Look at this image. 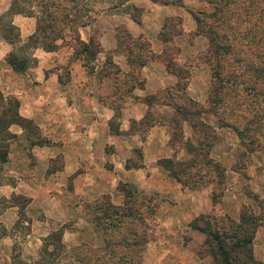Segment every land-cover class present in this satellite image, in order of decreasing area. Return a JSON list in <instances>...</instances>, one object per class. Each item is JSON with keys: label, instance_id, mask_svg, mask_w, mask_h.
Wrapping results in <instances>:
<instances>
[{"label": "crops", "instance_id": "0c3cea01", "mask_svg": "<svg viewBox=\"0 0 264 264\" xmlns=\"http://www.w3.org/2000/svg\"><path fill=\"white\" fill-rule=\"evenodd\" d=\"M201 5L203 1H194V6ZM120 6L130 13L134 9L143 10L142 15L149 11L152 20L128 13L117 19L112 33L101 22L102 33L96 34L93 28L102 16L97 12L90 23L77 29L81 40L97 38L101 48L87 65L84 56L74 57V44L59 40L54 51L38 47L26 52L36 63L19 72L7 60L13 46L0 36V92L15 97L20 117L35 126L33 133L17 123L8 127L14 136L5 141L6 160L0 163V264H18L13 247L19 234L25 241V264L41 261L42 239L58 228H62L63 246L76 244L81 224L91 221V211L84 203L108 196L119 205L124 185L133 186L139 199L151 203L153 221L165 233L147 243L140 264H217L211 256L199 255L205 235L189 222L201 214L238 220L244 205L264 216V134L254 144L234 128L220 125L216 114L202 113L201 119L215 130L209 156L224 167L221 188L209 181L199 191L192 190L161 164V160H180L185 155L173 142V104L161 98L163 91L175 89L178 78L157 60H147L133 72L128 58L147 56L149 50L155 54L176 51V40L160 39L157 34L163 19L179 11L174 4L150 0H128ZM120 6L107 5L101 12L114 16ZM9 7V0H0V16ZM10 20L18 28L20 43L35 30L33 17L13 14ZM183 25L187 33L195 30L190 12L184 15ZM120 26L133 40L128 45H122L117 35ZM151 26L153 32H146ZM110 62L118 73L106 72L104 67ZM189 69L192 75L185 94L208 105L213 98L208 66ZM125 80L132 81L126 89ZM151 95L160 100L148 104L145 97ZM148 118L152 122L146 125ZM143 125L147 129L141 130ZM180 129L193 144L204 138L187 121ZM67 222L72 224L67 226ZM183 228L193 231L188 243L180 242L178 234ZM172 236L177 241L172 242ZM252 248L255 259L264 264V219L256 229Z\"/></svg>", "mask_w": 264, "mask_h": 264}, {"label": "trees", "instance_id": "16d2710c", "mask_svg": "<svg viewBox=\"0 0 264 264\" xmlns=\"http://www.w3.org/2000/svg\"><path fill=\"white\" fill-rule=\"evenodd\" d=\"M126 1L128 0H120L119 2L123 4ZM150 1L160 4H174L181 6L184 4L183 0ZM220 9L221 6L215 4L212 5V11L194 12L191 10L193 19L196 22L197 33L206 36L209 41V47H213L216 52L221 48L224 49V45L215 42L214 38L216 36H211V33L214 34L215 32V27L218 25L219 20H214L213 25L210 26L205 24V18L209 19V17L216 16L217 11L219 12L222 10ZM134 11L136 10L134 9ZM96 13L97 11L93 8L92 1L90 0H10V7L8 11L0 16V36L13 46V51H11L7 57L8 62L15 70L19 72L23 71L25 68L36 63L34 58L31 59L27 57L26 52L38 47L45 51H54L59 47L58 41H63L66 37H68L67 42L75 45L74 57L77 58L79 56H84L85 60H83V63L87 65L88 62L95 59L96 55L101 51V48L99 42L94 38H90L88 42L81 40L77 33V29L80 26L90 23L94 19V14ZM13 14H22L35 19V30L27 37L25 42L20 43L18 28L13 25L10 20V17ZM169 21L173 20L169 19ZM176 21L181 24V20L179 18H176ZM165 25L166 24H164L163 27ZM177 34L178 30L172 29L170 31V28H168L167 33L162 31L160 35L161 39L170 40ZM122 38L121 43L126 41V45L128 42L133 41L130 34L126 30H123ZM143 45L144 49L149 50L148 44L146 46L145 44ZM209 47L205 53L206 56L204 55L205 60L207 59L206 61L211 60ZM128 51L131 52V49H128ZM225 54L226 53H219V56L215 57L216 62H219L220 67L221 65L219 59H221V57H225ZM163 55L167 56L168 53L153 54L149 50L147 56L139 55L133 60L129 56L128 62L132 67L131 70L133 69V72H135L142 65H144L147 60L163 61L167 70L175 74L178 78L175 92H181V94L186 97L188 102L187 105H176L174 102L167 101L173 104L174 107L171 125L175 128V135H177L176 129H179L183 122L187 121L193 128L199 127L197 130L203 134L204 138L199 143L193 144L188 138L183 141L182 139L175 138L174 135L173 139L175 143L179 144V147L184 150L185 156L181 159V162L178 161L180 162L178 163L180 166L177 169H171L170 167L173 160H161V164L168 166L170 174L185 187H200L205 182L213 181L217 186L220 185L218 187L221 188V183L224 181V167L209 156V146L215 138V130L210 127V125L206 124L200 118V115L206 111L212 112L218 116L220 125L230 126L237 130L240 135H242V133L238 128L234 127L230 123H227L225 119L219 116L217 111L212 110L213 108H211L216 106V104L221 101L219 100L220 93L223 91L218 82L215 85L216 89L214 96L211 100H209V104L204 105L198 103L185 94V87L188 83V70L186 69L182 71L177 65L172 64L167 59H163ZM249 67H251V65H249ZM118 70L119 69H117V71ZM211 70L212 74H216V77L221 75L220 69L215 70L212 66ZM227 72L231 75V77L236 78V68L229 67ZM114 74L116 73L114 72ZM253 90V92L256 91L255 89ZM165 91L167 92V98H163L162 101H166V99L169 100L171 98L170 92H168L169 90ZM175 95L177 94L175 93ZM158 100H160V98H157L155 95L145 97V101L148 104L152 101ZM18 105L19 103L15 97L3 96L0 92V163L6 160L5 141L14 136L8 130L10 124H21L31 133L35 131V126L33 124L27 123L20 117L18 113ZM193 116H198L199 119L196 118V120H194ZM210 137L213 139L212 141H210ZM199 160L201 163H198ZM99 199H102V204L99 207L98 212L93 213V222L96 227L102 225L100 220L104 221L111 216L117 217L119 214L124 217L125 213H137L141 222L146 221V218H142L140 214L141 210L132 207V203L134 202L139 203V206L141 205L142 207L151 208L152 214L154 211L153 206L148 207L149 203L139 199L136 189L129 185L123 186V200L119 205L114 204L108 196H103ZM135 209L137 211H135ZM117 211L119 214H117ZM99 216H101V219ZM263 219V215H255L250 206L244 205L241 208L238 220H233L227 216L217 217L214 215L201 214L193 218L189 222V226L204 233L205 235L203 244L199 248V255L201 257L203 255H209L216 261L217 264H262L260 261L255 259L253 255L252 241L256 229ZM109 234L114 246H118L125 241V248L130 245L131 247L133 246V249L136 250L138 255L145 250V247L149 242L148 238L140 237L142 236L143 231L139 232L135 229L131 233L136 238L134 240H129L124 237L119 241L115 239L114 242V238H112L115 237L113 236L114 233ZM61 235L62 228H58L47 238H44V247L42 252L49 253V245L52 246V251L55 252L62 249L63 244L61 243ZM118 235L120 236V234ZM112 250H114L113 247L111 248V251ZM120 255L121 254L118 253V256ZM117 259L120 258L117 257ZM35 264L49 263L44 262L41 257V261L38 260ZM135 264H138V262Z\"/></svg>", "mask_w": 264, "mask_h": 264}, {"label": "rangeland", "instance_id": "374dc122", "mask_svg": "<svg viewBox=\"0 0 264 264\" xmlns=\"http://www.w3.org/2000/svg\"><path fill=\"white\" fill-rule=\"evenodd\" d=\"M90 1H92L95 11L99 12L97 14L100 16L102 15L95 23L96 28H93L96 34L102 33L103 29L99 27L101 22L105 23L103 26L106 27L107 32L112 33V26L119 21H117V19L128 17L129 14H132L133 17H139L142 15L143 11L135 9L136 11H133L134 14L130 13L128 10L121 8L120 0ZM194 1L195 0H183L184 6L174 5L178 8V15L163 19V25H166L164 27L162 26L161 32L157 34L158 38L161 39L160 34L162 31L167 33L168 28H170V31L172 29L178 30V34L172 37V39L177 42L176 51H170L167 49L163 50L161 54L168 53L167 56L163 55V59H167L172 64L177 65L182 71L187 69L189 73L188 81L192 75L189 68L192 67L194 70H197L196 68L201 65L208 66L211 80L209 86L212 95L214 96L216 89L215 85L217 82L223 91L220 93L219 100L221 101L216 104V106L211 107L213 108L212 110L217 111L219 116L225 119L227 123L238 128L241 131L242 136H244L242 138L247 141L251 140L255 144V142L260 140V136L264 134V0H201L204 5H201L200 7L194 6ZM215 4L220 5L222 10L220 9L221 11H217V13L215 12L216 16L209 17V19L205 18V24L212 26L214 20H219L218 25L215 27L214 34L211 33V36H216L214 38L216 43L224 45V49L221 48L219 50L220 52L217 51L218 53L213 47H209L208 38L202 34H198L196 28L193 32L189 33L183 30L184 15H187L188 12L191 13V10L194 12L212 11V5ZM107 5L113 7L120 6V9L117 10V13H115L116 15L114 16H111L109 12L102 13L101 11L105 9ZM142 16L152 20V15L149 11H145ZM176 18L181 20V24L176 21ZM169 19H172L173 21H169ZM149 23L150 22H148V24ZM153 29H155V27L151 26L146 29V32L152 33ZM123 30L125 29L121 26L117 28V33L121 40L123 39ZM67 41L68 40H63L62 43H66ZM122 45H126V41H124ZM208 47L210 49L209 52H211V60L206 61L207 59L205 60L204 55L206 56L205 53ZM219 53H226L225 57L219 59L221 67L219 66V62H216L215 58L219 56ZM107 56L110 57L111 55L108 54ZM157 61L161 62L160 60ZM249 65H251V67H249ZM212 66L215 70L220 69L221 75L219 77H216V74H212ZM229 67L236 68V78L231 77L227 72ZM104 69H106L107 73H118L119 71H117V68L112 65L111 62L108 63ZM117 78L120 77L117 76ZM125 82L126 85L123 87L124 89H126L127 85H130V82L132 81L129 82L128 80H125ZM133 84L135 83L133 82ZM253 89L256 91L253 92ZM165 92L166 91H163L161 93V98H167V92ZM168 92H170L171 98L169 100L166 99V101L174 102L176 105H187V99L181 94V92H175V89L169 90ZM175 93L177 95H175ZM201 116L202 114L200 115V118H202ZM193 118L194 120H196V118L199 119L198 116H193ZM151 122L152 120L150 118L145 120L146 125ZM205 123L207 124V122ZM145 126H141V130L147 129ZM210 127L212 126L210 125ZM198 128L199 127H196L195 129ZM176 131L177 135H175V138L184 141L186 138L184 137L185 134H182V129L177 128ZM212 140L213 139L210 137V141ZM183 146L185 147L184 144ZM246 146L248 147V144ZM238 160L242 161V158H239ZM178 161L181 162V159L173 160V163L170 165L171 169L179 168L180 165L178 163L180 162ZM198 163H201L200 160ZM192 190L199 191L200 187L195 186ZM101 201L102 199H98L96 201L84 203L86 208L91 211V221L88 223L85 221L81 224L80 227L82 233L76 244L70 247L63 246L62 249L56 252L48 250L49 253H45L42 252L44 247V239H42L39 254L42 255L44 262L56 261L64 264H107L109 262L114 264H135L138 262V264H140L143 251L138 255L136 250L133 249V246L131 247L130 245L125 248V241L124 243L121 241L122 244L114 246L109 233H114L113 236L115 237H112L114 238V242L115 239L119 241L124 237L129 240L136 239L131 234L134 229L139 232L143 231V234L140 237L148 238L149 241L152 242L165 234L162 231L160 232L157 228V224L153 221L154 217L151 213V208L142 207L141 205L139 206V203L137 202L132 203V207L141 210L140 214L142 218H146V221L141 222L137 213H125V216L122 217L117 211V214H119L117 217L111 216L104 221L100 220L102 225L96 227L93 222V213L98 212L99 207L102 204ZM148 205V207H152L151 203ZM136 209L135 211H137ZM99 217L101 219V216ZM69 224H72V222L68 223L67 226ZM180 231L181 232L178 234L180 242L188 243L193 239V231L191 229L184 230L183 228V230ZM118 234H120V236ZM20 235L21 234H19L16 245L13 249L15 255L17 254L18 258L16 261H18V264H25L22 256L23 243L25 241ZM175 237L177 236H172V242L177 241V238ZM173 246L175 247L176 245L173 244ZM112 247L114 248V250H112L113 252L111 251ZM173 249L175 250L176 248ZM118 253L121 255L118 256ZM204 256L207 255H203L202 257ZM117 257L120 259H117ZM148 264H153V262H148Z\"/></svg>", "mask_w": 264, "mask_h": 264}]
</instances>
